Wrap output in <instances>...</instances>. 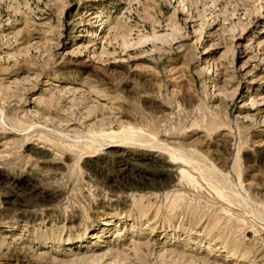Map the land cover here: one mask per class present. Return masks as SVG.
Returning a JSON list of instances; mask_svg holds the SVG:
<instances>
[{"label": "rangeland", "instance_id": "obj_1", "mask_svg": "<svg viewBox=\"0 0 264 264\" xmlns=\"http://www.w3.org/2000/svg\"><path fill=\"white\" fill-rule=\"evenodd\" d=\"M0 264H264V0H0Z\"/></svg>", "mask_w": 264, "mask_h": 264}]
</instances>
